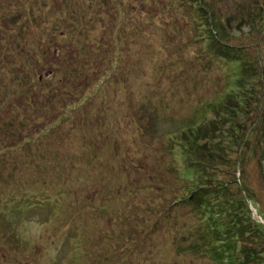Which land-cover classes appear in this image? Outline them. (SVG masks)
Returning a JSON list of instances; mask_svg holds the SVG:
<instances>
[{
  "label": "rangeland",
  "instance_id": "1",
  "mask_svg": "<svg viewBox=\"0 0 264 264\" xmlns=\"http://www.w3.org/2000/svg\"><path fill=\"white\" fill-rule=\"evenodd\" d=\"M32 1L24 12L30 0H0V125L26 132L10 134L15 150L0 159V264H214L181 235L190 207L172 206L183 158L169 139L206 103L241 93L228 85L238 65L213 60L203 38L202 4L216 9L226 45L261 60L246 79L259 97L264 0ZM22 82L38 88L40 111L22 110ZM243 162L238 182L264 225V160Z\"/></svg>",
  "mask_w": 264,
  "mask_h": 264
},
{
  "label": "trees",
  "instance_id": "2",
  "mask_svg": "<svg viewBox=\"0 0 264 264\" xmlns=\"http://www.w3.org/2000/svg\"><path fill=\"white\" fill-rule=\"evenodd\" d=\"M30 1L24 12L31 10L35 1ZM10 7H12L11 3ZM14 12L13 10L10 16L17 22L16 20L19 21L20 18L15 19L17 13ZM17 12L22 13L21 10ZM210 15L211 23H207ZM200 16L202 17L199 25L207 32V37L203 38L210 41L208 44L213 47L210 51L215 54L213 60L217 59L225 64L233 62L238 65V71L235 73L237 75H231L233 81L228 85L231 91L237 89L241 93L218 98L211 104L206 103L200 110L198 109L199 113L201 111L199 118L180 121L173 127V133L178 134V138L177 136L175 139L170 138L169 142L178 140L176 142L180 147L178 148L183 158L181 160L183 167L181 169V166L176 165L175 160L173 161L174 165L171 168L177 178V191L180 194L176 196L172 206L190 207V222L181 227L183 230L181 235L191 250L201 259L208 258L214 264H264V225L252 219L247 205V202L251 200L258 210L260 200L244 181L238 182L237 178V171L243 172L244 157L251 154L262 157L264 160V130L260 127L264 120V114H261V108L264 107V82L262 81L264 76L258 75L263 82L258 98L256 91L254 92V85H250V82L246 80L248 73L258 74L263 67L260 59L255 58L252 62L242 49L225 44L224 36H222L224 31L218 27L220 18L214 7L202 4ZM213 35H215L214 39ZM231 55L235 57L230 58ZM14 82L16 80L11 81L16 84ZM20 84H26L25 87L22 85L20 90L22 91L20 92L21 104L25 105L22 106V110L26 109L30 113L40 111L41 107L38 103L41 99L35 100L32 96L38 88L34 85L28 88L27 83L23 82ZM244 88L248 89L246 93ZM40 93L47 94V91ZM255 98L260 105L255 122L251 125L247 121L246 114ZM2 103L3 101L0 100V105ZM1 108L4 109L2 106ZM22 110L14 108L11 112L12 119L17 120L15 116L22 115ZM209 114L214 116L210 117ZM12 124L6 125L2 122L0 125V159L4 158L7 152L15 150L6 146V143L13 138L10 134L26 133L22 131L19 122L14 124L20 127L12 131L10 129ZM258 124L259 127L254 129L253 126ZM167 186L168 184L160 185L159 188L167 191ZM141 187H143L142 182ZM262 215L264 217V212ZM166 216L172 218V213H167ZM126 221L131 223L134 219L128 218ZM22 242L19 238L16 245L20 246Z\"/></svg>",
  "mask_w": 264,
  "mask_h": 264
}]
</instances>
